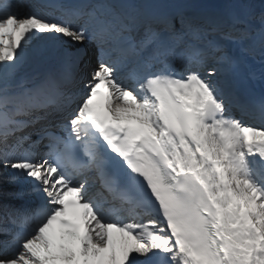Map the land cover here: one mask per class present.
<instances>
[{
  "label": "snow or ice",
  "instance_id": "1",
  "mask_svg": "<svg viewBox=\"0 0 264 264\" xmlns=\"http://www.w3.org/2000/svg\"><path fill=\"white\" fill-rule=\"evenodd\" d=\"M37 6L0 0V264H264V0Z\"/></svg>",
  "mask_w": 264,
  "mask_h": 264
},
{
  "label": "bare ground",
  "instance_id": "2",
  "mask_svg": "<svg viewBox=\"0 0 264 264\" xmlns=\"http://www.w3.org/2000/svg\"><path fill=\"white\" fill-rule=\"evenodd\" d=\"M15 3L19 6L18 7V11L21 13V15H24V14H27V13H30V12H39L35 7L34 5H32L31 3L29 2H26L25 5H22L20 2H17L15 1ZM36 76V71L35 69L30 66V65H25L24 67H22L18 73V79H22L25 84L27 86H31V82L32 80L35 78ZM0 193H4L6 195H9L10 194V190L9 188H5L2 192ZM12 198H8V196L6 197L5 201H9V202H6V203H12V204H18L20 203V201H18L16 198L13 199V201L15 202H12L11 201ZM4 201V200H3Z\"/></svg>",
  "mask_w": 264,
  "mask_h": 264
}]
</instances>
